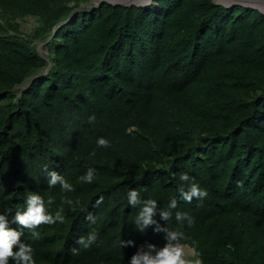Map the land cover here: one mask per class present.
<instances>
[{
    "label": "trees",
    "instance_id": "16d2710c",
    "mask_svg": "<svg viewBox=\"0 0 264 264\" xmlns=\"http://www.w3.org/2000/svg\"><path fill=\"white\" fill-rule=\"evenodd\" d=\"M90 2L0 0V210H22L29 191L63 205V223L35 240L25 230L37 264H127L136 246L122 240L164 242L133 231L136 187L163 207L177 198L193 223H161L195 242L203 264H264V13L216 0ZM25 17L38 21L27 35ZM89 167L96 178L80 181ZM52 168L75 190L50 188ZM181 172L207 189L202 201L180 197ZM93 229L90 248L76 244Z\"/></svg>",
    "mask_w": 264,
    "mask_h": 264
},
{
    "label": "clouds",
    "instance_id": "9594fccd",
    "mask_svg": "<svg viewBox=\"0 0 264 264\" xmlns=\"http://www.w3.org/2000/svg\"><path fill=\"white\" fill-rule=\"evenodd\" d=\"M94 118L92 116L89 119ZM96 144L108 147L111 141L105 136H99ZM97 172L96 168L89 167L78 179L91 183L96 178ZM44 175L50 188L59 185L61 192L64 193L75 190L74 184L56 168L47 169ZM179 181L186 182L179 183L177 189L180 197L185 201L191 202L193 198L202 201L208 195L207 189L202 187L200 182L188 172H181ZM126 197L128 204L138 206L133 218V231L146 234L151 228L153 233H163L164 241L158 244L146 240L137 246L134 239L122 240L123 246H136V251L127 260V264H203V257L196 249L195 242L190 247L186 246L182 242L184 236L182 231L169 228L167 223H161V221L167 222L173 215L181 225L185 221L188 224L193 223L194 218L190 213L178 210L177 198L170 199L168 205L163 207L156 198L143 196L140 189L136 187H128ZM63 199L71 205L73 211L80 208L87 212L85 219L95 222L94 214L81 204L79 198L72 199L64 196ZM103 199L102 195L99 196L93 206L98 207ZM54 201L55 197L52 195L45 197L39 191H29L25 199L26 206L22 210H16L14 214H11V209L0 210V264H37L33 244L22 237L25 236V230H28L31 238L35 240L40 236L39 226L63 223L66 220L63 205L56 207L53 211ZM173 210H176L175 213ZM97 239L98 233L93 229L86 235L78 236L76 244L87 249ZM71 251L79 252L80 248L74 246Z\"/></svg>",
    "mask_w": 264,
    "mask_h": 264
},
{
    "label": "rangeland",
    "instance_id": "374dc122",
    "mask_svg": "<svg viewBox=\"0 0 264 264\" xmlns=\"http://www.w3.org/2000/svg\"><path fill=\"white\" fill-rule=\"evenodd\" d=\"M100 1L101 0H97V1L91 0L90 5H98L100 3ZM216 1L224 3L223 0H216ZM236 2H243V0H239ZM233 3H235V2H233ZM17 21L20 23L22 32L25 35L32 33L33 29L38 25V21L34 17L18 18ZM37 44H38V49H39L40 53L44 56H47L48 50L46 48V44L44 42H37ZM186 246H188V245H186ZM188 247H190V246H188Z\"/></svg>",
    "mask_w": 264,
    "mask_h": 264
},
{
    "label": "water",
    "instance_id": "95a60500",
    "mask_svg": "<svg viewBox=\"0 0 264 264\" xmlns=\"http://www.w3.org/2000/svg\"><path fill=\"white\" fill-rule=\"evenodd\" d=\"M101 3H110V4H113V5H125V6H129V5H137V6H149V5H152L153 3V0H150L148 3H135V2H112V1H109V0H101L100 1ZM226 7H232V6H235V5H243V6H247V7H253L255 9H259L261 12L264 13V10H262L261 8H259L258 6H254V5H250V4H246L244 2H235V3H231V4H227V3H223V2H218Z\"/></svg>",
    "mask_w": 264,
    "mask_h": 264
},
{
    "label": "bare ground",
    "instance_id": "6f19581e",
    "mask_svg": "<svg viewBox=\"0 0 264 264\" xmlns=\"http://www.w3.org/2000/svg\"><path fill=\"white\" fill-rule=\"evenodd\" d=\"M97 1V0H96ZM112 2H135V3H148L150 0H109ZM224 3L231 4L233 2L239 1V0H223ZM244 3L258 6L262 10H264V0H243Z\"/></svg>",
    "mask_w": 264,
    "mask_h": 264
}]
</instances>
